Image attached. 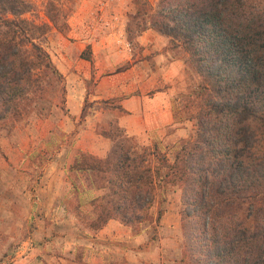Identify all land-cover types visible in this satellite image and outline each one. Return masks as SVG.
<instances>
[{
    "label": "trees",
    "instance_id": "1",
    "mask_svg": "<svg viewBox=\"0 0 264 264\" xmlns=\"http://www.w3.org/2000/svg\"><path fill=\"white\" fill-rule=\"evenodd\" d=\"M157 5L149 19L139 12L134 17L130 39L147 29L171 38L184 47L192 69L203 79L204 101L197 117L200 139L187 155L185 167L176 168L181 171L187 220L186 250L194 264H264V243H257L264 226L249 231L239 215L215 208L217 202H231L232 197L227 201L230 191L242 195L255 185L264 187V4L261 0H160ZM27 7L23 0H0V29L13 26L6 18L19 19ZM37 58L46 61L48 55ZM34 67L24 63L14 36L0 38V119L27 93ZM124 138L132 139L125 133ZM115 142L105 160L78 153L71 167L72 172L93 174L109 167L98 175L99 183L109 190L102 200H109L104 208L100 204L95 230L110 219L140 226L155 203L153 182H172L167 173L156 172V181L146 183L141 169L132 166L136 158L130 161V154H137L123 152ZM251 197L253 204L256 195ZM239 198L244 203L246 196Z\"/></svg>",
    "mask_w": 264,
    "mask_h": 264
},
{
    "label": "crops",
    "instance_id": "2",
    "mask_svg": "<svg viewBox=\"0 0 264 264\" xmlns=\"http://www.w3.org/2000/svg\"><path fill=\"white\" fill-rule=\"evenodd\" d=\"M136 4L135 0H83L82 14L75 18L72 31L76 40L68 42L64 62L58 65L73 86L69 114L76 121L82 118L89 96L98 105H111L122 113L118 123L127 137L148 135V139L160 137L169 143L166 132L174 124V93L186 90L194 70L153 29L130 39L129 27L138 14ZM94 7L101 10L94 13L100 20L92 12ZM88 12H92L90 24L96 22L95 26L85 25ZM89 47L91 60L81 58ZM88 82L94 83L90 95ZM103 110L85 115L76 142L59 150L41 177L26 172L28 181L6 195L8 202L0 210V233L13 235L32 227L30 236L23 239L31 248L28 253L22 251L27 255L15 264L176 263L165 257V253L182 250L176 203L166 200L150 210L151 214L157 208L164 210L156 239L147 222L134 227L110 219L100 229L93 228L109 190L96 184L97 176L90 171L72 172L71 167L78 153L105 160L113 149L114 142L98 132ZM70 125L68 121L67 134ZM185 132L176 130V136L181 138ZM22 164L26 170L36 168L27 158Z\"/></svg>",
    "mask_w": 264,
    "mask_h": 264
},
{
    "label": "rangeland",
    "instance_id": "3",
    "mask_svg": "<svg viewBox=\"0 0 264 264\" xmlns=\"http://www.w3.org/2000/svg\"><path fill=\"white\" fill-rule=\"evenodd\" d=\"M135 1L139 15H142L143 19H149L152 13L157 10L160 0ZM261 1L264 4V0ZM23 2L28 5L26 12L19 19L12 15L8 16L6 19L15 24L0 29V38L10 40L14 36L20 47L24 63H34L36 67L32 71L25 96L14 102L12 111L7 117L0 119V210L8 202L6 195L14 192L21 183L28 181L26 172L30 177L33 175H36V178L41 177L44 168L58 156L59 150L69 149L76 142L80 126L85 120L82 117L76 121L69 114L68 97L73 86L58 66L64 62L63 52H65L68 42L76 40L72 31L75 18L82 14L83 0H23ZM95 11L101 13L97 7L93 8V14ZM91 13L88 12L86 15L88 18L86 26L96 25V22L90 24ZM96 15L94 14L95 18L98 17ZM97 20L100 19L97 18ZM19 21H23V23ZM135 24V21L131 23L133 26ZM166 39L168 48L176 57L183 58L186 65L192 69L184 47L171 38L166 37ZM41 53L47 54L48 60L38 59L37 56H40ZM80 56L84 59H91L90 47ZM193 73L187 80L186 90L174 93L172 102L174 124L166 132V137L170 139L169 143L167 139L163 141L160 137L154 140L148 139V135L133 137L130 140L124 138L125 131L118 123V117L122 113L111 105H98L89 99V96L84 109L85 115L89 113L92 115L94 111L104 109L103 116L100 118L101 122L98 124V132L107 136V139L116 141V147L123 146V152L129 151L137 154H130L132 156H130V161L132 162L133 157L136 158L132 166L141 169L146 177L144 180L146 183L155 180L156 172H160L163 176L167 173L171 178L172 182L167 184L156 180V183L153 182V184L156 193L154 205L157 203L161 205L166 200L176 203L181 217L182 250L177 254H175L176 252L165 253L167 260H176L175 264H194L185 247L184 233L187 220L184 216L183 189L179 178L181 171L176 169L185 167L187 155L194 149L193 146L200 139L201 134L197 117L204 101V97L200 94L203 79L196 70ZM93 84V82L87 84L88 95L94 89L92 88ZM68 121L71 122L69 134L66 132ZM176 130H181L183 133L186 131V135L180 138V136H176ZM48 132L53 135L50 136L47 134ZM128 156L129 154L125 155L126 158ZM23 158H27L36 168L33 171L26 170L22 164ZM108 169V166H103L102 172L106 173ZM102 172L93 174L95 178L97 176L94 181L98 185H102L99 183L98 177ZM214 179L219 180L213 177L212 180ZM255 195L256 200L251 204L253 200L251 196ZM240 196H246L244 203L239 198ZM231 197L232 200L228 205L227 203L219 205L220 203L215 198L218 203L215 206L216 210L221 208L220 213H227L235 217L239 215L242 224L249 231L264 226V187L260 188L255 185L254 190L242 195L230 191L227 201ZM108 200H102L100 203L103 208ZM163 211L161 208L155 209L152 214H148L144 221L151 225L150 229L154 230L156 238L159 237L158 229L164 214ZM31 233L32 227L16 230L13 235L0 233V264H15L19 258L22 260L31 248V246L24 245L23 239L28 238ZM262 237L257 242L258 244L264 243V236ZM24 250H27V253L22 254Z\"/></svg>",
    "mask_w": 264,
    "mask_h": 264
}]
</instances>
